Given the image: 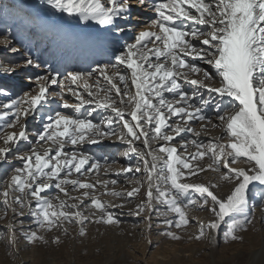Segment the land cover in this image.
Masks as SVG:
<instances>
[{
    "label": "snow or ice",
    "instance_id": "1",
    "mask_svg": "<svg viewBox=\"0 0 264 264\" xmlns=\"http://www.w3.org/2000/svg\"><path fill=\"white\" fill-rule=\"evenodd\" d=\"M42 3L86 26L95 22L105 33L135 35L114 49L108 62L61 73L46 59L28 54L29 43L45 28L37 15L14 3L0 9L14 25L0 45L19 53L12 46L16 40L27 56L22 63L0 62V72L48 69L35 78L34 89L0 100V174L6 177L0 181V219L9 212L13 216L0 241L18 251L20 239L47 245L48 233L69 237L71 225L80 238L87 236L89 224L119 228L123 221L114 209L131 203L129 198L143 189L144 198L129 214L142 216L148 232L153 218L163 217L160 234L173 241L183 240L180 233L194 223L189 241H212L225 225L223 241L242 243V233L255 219L250 208L254 212L258 201L264 211V0ZM133 4L155 13L138 31L131 24ZM52 34L80 47L106 39L59 30ZM10 95L0 88V97ZM29 118L40 127L31 129ZM209 126L221 135L202 140ZM112 139L126 145L125 156L136 157L134 165L114 173H132L130 191L110 188L118 179L100 178L101 171L108 174L107 158L101 164L84 150L86 144ZM13 160L20 165L9 170ZM208 171L218 174L219 183L189 182ZM221 183L231 185L223 196L215 191ZM104 195L121 203L103 200ZM190 211H207L212 219L204 222ZM51 243L61 244V236Z\"/></svg>",
    "mask_w": 264,
    "mask_h": 264
},
{
    "label": "rangeland",
    "instance_id": "2",
    "mask_svg": "<svg viewBox=\"0 0 264 264\" xmlns=\"http://www.w3.org/2000/svg\"><path fill=\"white\" fill-rule=\"evenodd\" d=\"M39 1L41 3L42 0ZM2 8L3 4H0V9ZM1 17L2 14H0V19ZM126 34H128V37H125V43L131 42L134 38L135 31ZM33 43L34 42L29 43V46L33 45ZM12 46L19 47L21 51L19 53H12L7 48L2 49L0 62L22 63L27 58L25 49H23L21 44L16 41L13 42ZM112 51L113 49H111V52ZM35 52L36 54L34 56H38L42 58V60L46 59L45 54L41 52L39 47L35 48ZM29 54L32 55L31 52ZM47 61L51 65L49 60ZM61 64L62 63H59L58 65L60 66ZM54 65L53 63L52 68L58 70L64 68L65 72L71 69V66L54 67ZM47 71L48 69L44 67L35 68L33 66H27L18 68L11 74L0 72V88L7 89L11 94L10 97H0V100L17 98L22 95L23 92L34 89L36 87L34 83L35 78L45 75ZM28 124L31 129L40 127V124L31 118H29ZM33 140H35V137H33ZM105 142L106 144L104 146L106 149H102L100 154L93 152L94 146H90L87 151L89 154L99 158L101 164H103L104 159L107 158L110 165L108 168V175H111L112 179H118L121 185L118 186V190L115 189L116 191H130L135 186V181H130L129 179L132 173H129L127 177L124 175L117 177L114 173L118 172L121 167H127L129 164L134 165L136 163V157L134 155L131 157L125 156L124 150L126 145L114 139L104 140L96 146L100 147ZM113 161H115V163H113ZM19 165L20 161L13 160L7 167L10 170L12 167ZM203 174L204 173H200L198 176L191 177L189 182L219 183L218 176L213 182H207ZM136 176L141 180L143 179L140 173H137ZM3 179H6V177L0 174V181ZM230 187L231 185L221 183L220 187L215 191L218 195H226ZM2 188L3 183H0V190H2ZM226 190H228V192H224ZM99 191H103V189ZM72 195H78V193H72ZM101 198L112 203H121L120 200L107 195ZM143 198L142 189L140 195L129 198L132 201L131 203L126 204L123 208L114 209V211L118 213L119 218L123 221L119 228L89 224L87 226V236L85 238H80L76 235V226L71 225L69 226L71 232V236L69 237L63 236L59 231H53L47 234L49 239L47 245L38 244L35 246L27 244L24 239H20L18 251L16 249H9L6 242L0 241V264H211V253L215 255V259L217 260L216 264H247L244 259L246 254L243 255L244 258L239 257L237 260L231 257L238 249L245 251L249 248V245L256 247L255 237H250L244 232L242 233L244 236V241L242 243H225L223 241V230L225 225L221 227V234L216 240H204L201 242L195 240L189 241L187 238L189 233H194L196 231L194 223L187 228V231L180 233L184 236V239L181 241H173L161 235L160 233L163 230V217H154L151 231H144L145 222L142 216L138 217L129 214L130 211L135 209V205ZM260 209L259 202L257 201V207L254 212L251 208L249 211L255 217V214L260 211ZM195 212L200 213L202 211H190L189 215L195 217ZM204 212L208 220L212 219L210 213L207 211ZM0 215H2V213H0ZM12 219L13 216L11 212L8 213L6 218L0 219V232H6L7 225ZM23 219L26 221V227L28 220L27 213ZM17 227L19 228L20 225L17 224ZM172 230L178 231L174 228ZM248 231L257 232L258 234L264 233V224L261 223V219L256 216L253 225L249 226ZM56 235L61 236L62 243L59 245L51 243L52 238ZM148 239L151 240V244L148 243Z\"/></svg>",
    "mask_w": 264,
    "mask_h": 264
},
{
    "label": "bare ground",
    "instance_id": "3",
    "mask_svg": "<svg viewBox=\"0 0 264 264\" xmlns=\"http://www.w3.org/2000/svg\"><path fill=\"white\" fill-rule=\"evenodd\" d=\"M12 3L22 5L25 8L30 9L34 14L37 15V19L39 20V22L45 26L43 30H40L38 32V35L36 36L35 39V43L29 47L31 48L32 56H34L36 54L35 48L40 44L39 48L41 52L45 54V58L49 60L52 67L54 63L55 64L54 67L71 66V69H68L67 71L90 70L92 67H95L97 63L102 64L108 62L112 53L111 49L114 50L116 48H122L123 45L125 44V37H128V34H126L128 32L120 33V34L105 33L104 29L101 26L96 25L95 22H88L90 26H86L83 22L79 21L78 19L70 18L66 14L55 13L52 9H48L49 7L47 5H44L42 1L40 3L39 0H0V4H3V6ZM132 14L134 19L131 20V24L135 26L136 31L140 30L141 26H143L144 24H146L148 21H150L155 17V13L152 10H146L144 6H137L135 4H133L132 7ZM87 29L90 30L89 33L83 34V32H85V30ZM13 30H14L13 23L11 21L6 22L2 15L0 19V39L3 38V35L7 31H13ZM30 30L33 32L37 31V29H30ZM56 30L71 35L98 36V37H105L106 39L102 43L87 46L84 47V49H82L80 46H73L70 42L63 41L55 37L52 33ZM13 42H16V40H14ZM25 42L28 43L27 41ZM4 48H5L4 45H0V58L2 56L1 50ZM59 63L62 64L59 66L58 65ZM93 63L95 64L92 65ZM201 66L206 69L210 67L206 64ZM59 71L61 73H66L64 68ZM216 86H219L218 80ZM53 88H55V86H53ZM214 122L218 123L217 121ZM195 127H197V129L199 130V124H196ZM219 135H221L220 129H212L209 126L208 130L201 134V139L207 140L210 137H215ZM188 138L189 139L192 138L191 134H188ZM116 141L121 142L119 140ZM105 144L106 142L103 143V145H101L100 147L96 145L86 144L84 145V150L87 151V149H89L90 146H94L93 152L100 154L102 149L104 148L106 149V147L104 146ZM189 148L191 150V146H189ZM207 162H208L207 157H205L203 163H207ZM239 166H245V165H239ZM217 176L218 174L213 173L211 171H208L203 174V177L207 182H213V180L217 178ZM111 177H112L111 175L105 174L103 171H101L100 173L101 179L111 180L112 179ZM119 185L120 183L118 182L117 185L115 186L109 185V187L115 188L118 187ZM115 189L118 190L119 187ZM224 192H228V190ZM194 215L195 218H198L204 222L208 221V218L206 217L204 211L200 213L195 212ZM256 216L257 218H260L261 223L264 224V211L260 209V211H258L255 214V217ZM144 226H145L144 231H147L146 224ZM245 234L250 237H255L256 247H254L253 245L251 246L249 245V248L245 251L238 249L237 252L233 254L231 258L237 260L239 257H243V255L246 254L245 258L244 257L243 258L246 260L247 264H264V233L258 234L257 232L255 233L252 231H248ZM210 256H211L210 257L211 264H216L217 260L215 259L214 253H211Z\"/></svg>",
    "mask_w": 264,
    "mask_h": 264
}]
</instances>
